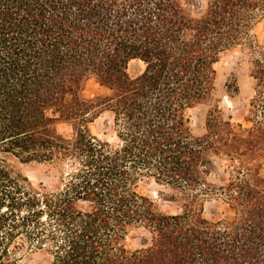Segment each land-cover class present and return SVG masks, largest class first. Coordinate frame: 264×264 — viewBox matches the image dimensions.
I'll use <instances>...</instances> for the list:
<instances>
[{
	"label": "trees",
	"instance_id": "16d2710c",
	"mask_svg": "<svg viewBox=\"0 0 264 264\" xmlns=\"http://www.w3.org/2000/svg\"><path fill=\"white\" fill-rule=\"evenodd\" d=\"M262 20L264 0H0V264H264ZM235 48L254 83L237 125L216 68ZM136 59L146 68L132 78ZM92 80L112 93L86 96ZM101 109L115 114L116 146L90 130ZM38 164L59 190L32 183ZM144 178L182 211L140 192ZM214 198L227 217H205ZM132 231L148 233L134 251Z\"/></svg>",
	"mask_w": 264,
	"mask_h": 264
},
{
	"label": "rangeland",
	"instance_id": "374dc122",
	"mask_svg": "<svg viewBox=\"0 0 264 264\" xmlns=\"http://www.w3.org/2000/svg\"><path fill=\"white\" fill-rule=\"evenodd\" d=\"M198 2H206V0H198ZM254 35L261 41H264V20L258 22L255 26ZM146 68V64L142 60H132L129 64V74L132 78H137ZM219 72L217 85L220 93V107L224 111L227 120L235 125L239 123L247 124L252 117L253 110L251 100L254 96V83L250 77L251 68L247 60H242L240 48L227 51L216 64ZM231 87V88H229ZM228 89H231L228 92ZM238 89V90H237ZM112 92L102 87L97 81L92 80L88 84L85 95L95 97L99 95H110ZM210 107L201 106L188 111V117L192 126L197 127L199 121L203 122L209 112ZM100 116L89 127L93 135L110 142L112 145L119 144L118 132L115 126V114L109 110H100ZM58 131L64 136L71 138L74 135L73 126L67 122H60L57 125ZM227 168L226 163H223ZM27 175L32 183L47 191H57L63 186V179L52 167L46 164H38L27 167ZM138 190L145 195L155 199L160 208L167 213H179L182 206L179 203L164 200L165 187L158 184L154 179L144 178L139 182ZM230 214V208L223 199H210L206 201L204 215L211 220H219ZM148 236L145 231H132L127 238L126 246L130 251H134L142 247L143 238ZM38 259H29L22 264H38Z\"/></svg>",
	"mask_w": 264,
	"mask_h": 264
}]
</instances>
